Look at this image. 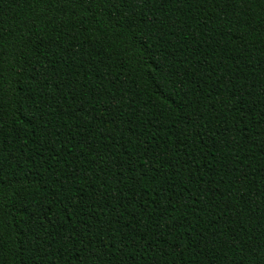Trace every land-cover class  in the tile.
Listing matches in <instances>:
<instances>
[{"label":"trees","instance_id":"1","mask_svg":"<svg viewBox=\"0 0 264 264\" xmlns=\"http://www.w3.org/2000/svg\"><path fill=\"white\" fill-rule=\"evenodd\" d=\"M0 264H264V0H0Z\"/></svg>","mask_w":264,"mask_h":264}]
</instances>
